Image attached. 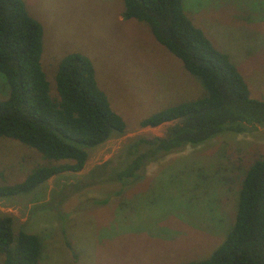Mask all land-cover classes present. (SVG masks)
I'll return each mask as SVG.
<instances>
[{
  "label": "rangeland",
  "instance_id": "1",
  "mask_svg": "<svg viewBox=\"0 0 264 264\" xmlns=\"http://www.w3.org/2000/svg\"><path fill=\"white\" fill-rule=\"evenodd\" d=\"M23 1L43 26L46 78L53 80L65 54L88 56L98 86L127 126L90 149L80 171H63L29 194L0 200V215L12 217L14 231L38 235V264H182L207 257L234 222L246 168L264 153V126L219 133L147 162L135 177L107 180L127 144L164 136L173 123L140 126V120L199 97L198 79L144 23L122 17V0ZM182 2L236 63L251 95L264 100V0ZM43 163L33 148L0 136V184L18 182Z\"/></svg>",
  "mask_w": 264,
  "mask_h": 264
},
{
  "label": "trees",
  "instance_id": "2",
  "mask_svg": "<svg viewBox=\"0 0 264 264\" xmlns=\"http://www.w3.org/2000/svg\"><path fill=\"white\" fill-rule=\"evenodd\" d=\"M122 5V17L144 23L203 91L142 118L140 126L173 123L164 136L137 137L127 144L115 175L107 180L135 177L147 162L219 133L264 126V100L251 95L236 63L193 23L182 0H122ZM42 52L43 26L24 1L0 0V136L33 148L45 160L20 181L0 184V200L29 194L63 171H80L90 149L127 126L98 86L88 56L65 54L48 80ZM236 204L222 242L207 257L182 264H264V153L246 168ZM12 223L10 215H0L3 264H38V235L14 231Z\"/></svg>",
  "mask_w": 264,
  "mask_h": 264
}]
</instances>
